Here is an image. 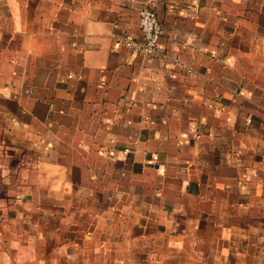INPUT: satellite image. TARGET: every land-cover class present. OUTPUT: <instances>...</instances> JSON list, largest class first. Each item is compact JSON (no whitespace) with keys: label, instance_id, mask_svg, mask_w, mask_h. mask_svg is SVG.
<instances>
[{"label":"crops","instance_id":"crops-1","mask_svg":"<svg viewBox=\"0 0 264 264\" xmlns=\"http://www.w3.org/2000/svg\"><path fill=\"white\" fill-rule=\"evenodd\" d=\"M0 264H264V0H0Z\"/></svg>","mask_w":264,"mask_h":264},{"label":"built area","instance_id":"built-area-1","mask_svg":"<svg viewBox=\"0 0 264 264\" xmlns=\"http://www.w3.org/2000/svg\"><path fill=\"white\" fill-rule=\"evenodd\" d=\"M137 21L140 38L137 39L132 34L126 33L122 35L120 42L132 51L150 55L157 48L160 37L163 34V27L155 11L144 6L137 10Z\"/></svg>","mask_w":264,"mask_h":264}]
</instances>
